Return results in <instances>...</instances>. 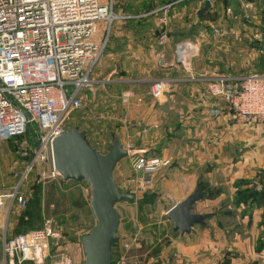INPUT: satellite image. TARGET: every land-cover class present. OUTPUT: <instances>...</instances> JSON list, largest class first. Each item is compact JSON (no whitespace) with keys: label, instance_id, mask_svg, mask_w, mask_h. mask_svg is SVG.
<instances>
[{"label":"crops","instance_id":"crops-1","mask_svg":"<svg viewBox=\"0 0 264 264\" xmlns=\"http://www.w3.org/2000/svg\"><path fill=\"white\" fill-rule=\"evenodd\" d=\"M253 3L252 0L246 7L255 8ZM175 4L169 3L160 10V22L156 20V14L140 15L142 18L136 30L147 37L134 40L146 44L145 47L152 50V56L141 61L135 59L134 67L139 68L136 69L139 77L136 80L121 77L108 82L145 90L157 79L173 80L172 87L159 99L148 97L142 104H133L127 134L134 145L147 147L151 153L170 159V165L160 170L157 177L160 203L168 199L171 208L201 186L207 196L197 203V210L214 213V216L206 225H196L185 235L174 232V225L167 216L172 235L174 238L177 235L179 241L163 246L171 248L167 251L172 254L182 255L178 261L167 262L186 264L190 262V255H194L196 264H216L218 255L224 253L230 255L228 264H264V248L259 244L264 233L258 228L261 212L256 200L260 198L261 205L264 204V121L242 122L227 103L208 91L210 80L243 79L263 72L264 47L256 44L248 52L244 50L245 58L238 67L233 61L216 59L201 52L194 60L195 79H188L175 68L174 47L179 41H175L172 34L187 28L191 14L197 16L194 22L199 25L204 4L203 0H180ZM133 18L121 15L114 36L120 40L123 20ZM157 26H161L159 34H155ZM124 130L125 127H121L119 133L123 141ZM124 161L115 172L120 188L119 178L128 179L125 177L128 163ZM240 196H244L245 202L240 201ZM247 201L251 205L244 210ZM7 232L9 237L21 233L8 228ZM54 246L58 253L67 250L74 264H84L81 240L69 236L61 246Z\"/></svg>","mask_w":264,"mask_h":264},{"label":"rangeland","instance_id":"rangeland-1","mask_svg":"<svg viewBox=\"0 0 264 264\" xmlns=\"http://www.w3.org/2000/svg\"><path fill=\"white\" fill-rule=\"evenodd\" d=\"M178 1L180 0H115L114 15L134 18L123 20L125 24L120 40L114 35L117 24L122 19L113 20L110 27L106 22L99 23L98 39L101 38L104 45L103 55L90 77L91 83L82 90V105L73 110L65 121L67 131L73 128L86 131L88 141L102 152L109 151L114 141V134H119L121 127H125L123 132L125 145H131L148 156L168 160L167 165L159 167L154 185L150 189L136 193L140 179L128 158L124 161L128 163L127 167L125 166V169L128 168L125 174L128 179L125 181L119 178L121 188L134 193L138 198L132 203L118 204L121 212L119 233L122 239L132 241L131 247H124L122 252L126 253L130 261H140L145 264H172L167 261H178L182 258V255L167 251L171 248L163 246L179 241L176 234L175 238L173 237L171 224L166 220V212L171 203L168 199L160 203L158 201L160 192L156 188L158 174L160 170L170 165V159L164 158L159 153H151L147 147L134 145L127 134V121L129 111L134 107L133 104H142L148 97L159 99L154 96L153 89L154 85L162 80L161 78L155 80L149 87L146 86L145 90L143 87L118 86L108 82L121 77L126 80H136L139 77L136 75V69L139 68L134 67V62L137 61L135 59L141 61L152 56V50L145 47L146 44L134 40L147 37L146 34L137 33L136 30L142 18L140 15L156 14V20L160 22V10L169 3L178 4ZM251 1L217 0L215 6L201 16L199 25L194 22L197 16L191 14L187 28L176 30L177 34L176 31L172 34L174 40L195 43L199 54L202 52L216 59L233 61L234 66L238 67L245 58V51L248 52L256 44L264 47V0H253L255 4L253 9L246 7ZM160 29L161 26H157L155 34H159ZM195 59L196 57L193 59V69ZM174 63L175 68L181 70L187 77V72L177 63L175 55ZM40 135L37 126L32 125L25 135L8 142L0 141V193L13 194L17 191L19 195L28 198V204L24 209L17 207L14 201L10 210L9 208L0 210V262L2 261L1 244L8 234L5 232L7 228L15 233H23L43 229L50 223L63 232L66 241L69 236L81 240L82 235L87 234L96 223L90 207L91 187L87 182H64L59 176L51 177V164L47 161H38L31 170L28 169ZM239 199L245 202L244 196H240ZM256 200L261 212L258 216V228L264 233V204L261 205L260 198ZM49 201L52 203L57 201L60 204L55 210L58 213L53 212L55 206H47ZM246 204L248 205L244 210H248L251 205L248 201ZM158 216L161 218H157ZM259 240V244L264 248V235ZM55 248L56 246L52 247L45 264H55L58 261L59 253L54 250ZM218 258L216 264H228L230 261L228 254L221 253ZM194 260L195 256L190 255V262L186 264H196ZM173 263L177 264V262Z\"/></svg>","mask_w":264,"mask_h":264},{"label":"built area","instance_id":"built-area-1","mask_svg":"<svg viewBox=\"0 0 264 264\" xmlns=\"http://www.w3.org/2000/svg\"><path fill=\"white\" fill-rule=\"evenodd\" d=\"M208 1L214 7L217 0ZM114 7L115 0H0V141H12L36 125L41 135L29 170L34 163L47 161L50 176L58 177L52 142L67 131L65 121L82 105V90L91 83L104 51L98 25L106 22L110 27L120 18L114 15ZM174 52L187 78L194 80L197 45L182 40ZM172 81L156 83L154 96L161 97L172 87ZM208 91L227 103L242 122L264 121V70L243 79L210 80ZM125 147L140 179L136 193L152 188L159 167L168 160L140 153L131 145ZM14 201L21 209L28 204V198L17 191L0 193V210H10ZM64 240L63 232L50 223L40 230L5 235L0 264H45L52 246L59 247ZM131 245L132 241L121 237L113 249L112 264H145L130 261L122 252ZM55 264H74V260L63 249Z\"/></svg>","mask_w":264,"mask_h":264},{"label":"water","instance_id":"water-1","mask_svg":"<svg viewBox=\"0 0 264 264\" xmlns=\"http://www.w3.org/2000/svg\"><path fill=\"white\" fill-rule=\"evenodd\" d=\"M203 4L200 16L212 8L208 0ZM52 154L57 176L64 182H87L91 187L90 207L96 223L81 239L84 264H112L113 249L121 240L118 204L138 199L120 188L115 177L118 165L129 154L122 137L115 133L109 151L102 152L88 141L86 131L73 128L54 138ZM206 196L198 186L194 193L168 210L174 232L185 235L196 225H206L214 213L197 210V203Z\"/></svg>","mask_w":264,"mask_h":264},{"label":"trees","instance_id":"trees-1","mask_svg":"<svg viewBox=\"0 0 264 264\" xmlns=\"http://www.w3.org/2000/svg\"><path fill=\"white\" fill-rule=\"evenodd\" d=\"M53 188H54V186H52ZM50 205H53V206H55V209H54V213L56 214V213H58V211H55V210H57V208L60 206V204L56 201V202H54V203H52V202H48L47 203V206H50Z\"/></svg>","mask_w":264,"mask_h":264}]
</instances>
